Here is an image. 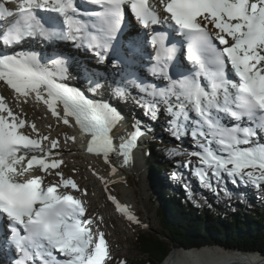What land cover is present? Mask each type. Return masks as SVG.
I'll return each mask as SVG.
<instances>
[{
  "label": "snow or ice",
  "instance_id": "snow-or-ice-1",
  "mask_svg": "<svg viewBox=\"0 0 264 264\" xmlns=\"http://www.w3.org/2000/svg\"><path fill=\"white\" fill-rule=\"evenodd\" d=\"M16 2L13 10L0 0V45L6 47L40 37L71 41L76 46L86 43L89 48L106 51L126 13L145 29L166 26L172 33L178 32L187 45L186 59L195 70L172 78L168 64L176 47L170 43L169 33L153 27L150 43L156 63L151 71L165 76L169 83L162 89L141 85L152 97L146 103L148 111L155 116L159 103L167 105L172 116L169 123L177 136L195 114L192 135L204 142L198 143L200 150L191 155L199 158L201 166L195 174L205 186L211 187L209 170L217 177L224 172L245 183H264V142L258 137V130L264 131V0H159L166 13L163 17L150 0H88L100 8L88 14L91 24L77 18L82 14L74 0ZM38 13L59 14L66 29L46 26L55 24L56 18L42 19ZM103 51L97 55L103 56ZM66 64L60 51L47 58L33 51L0 55V81L17 94V106L21 96L25 103L32 96L64 124L71 125V117L81 138L90 136L87 151L102 153L108 162L109 153L116 150L110 133L119 115L110 105L93 101L65 83ZM116 94L123 95V91L118 88ZM224 117L235 123H222ZM25 127L37 138L26 134ZM139 135L137 127L119 145L125 164ZM47 139L34 122L25 120L0 95V220L6 217L9 222L12 242L22 254L19 264H105L108 245L104 233L97 231L94 238L90 227L94 221L83 219L84 202L59 191L69 186L79 191V185L59 171L55 172L59 182L47 185L41 175H28L37 168L51 174L49 169H58L63 163L48 159L59 142L52 140L46 149L41 142ZM66 139L75 142L76 138ZM112 172H116L115 166ZM116 206L129 220H136L126 206L119 202ZM58 256L64 259L58 260Z\"/></svg>",
  "mask_w": 264,
  "mask_h": 264
},
{
  "label": "trees",
  "instance_id": "trees-1",
  "mask_svg": "<svg viewBox=\"0 0 264 264\" xmlns=\"http://www.w3.org/2000/svg\"><path fill=\"white\" fill-rule=\"evenodd\" d=\"M164 118V130L169 136L176 137L169 123L170 117ZM158 135L164 136L161 132ZM192 147L194 151L200 150L195 144ZM172 149L176 150L175 153L171 152ZM150 150L149 163L155 170L154 184L162 189L158 215L165 233H137L138 249L143 256L132 261L129 259L127 264H162L174 247L221 244L231 249L264 254V183L259 186L245 183L224 172L217 177L209 170L211 187H207L195 174L197 168L192 167L195 156L191 153L194 151L183 152L176 145L162 143H154ZM165 171L178 186L159 182V174L164 178ZM200 260L202 264L228 263L221 257L203 256L187 259L182 264H197Z\"/></svg>",
  "mask_w": 264,
  "mask_h": 264
},
{
  "label": "bare ground",
  "instance_id": "bare-ground-1",
  "mask_svg": "<svg viewBox=\"0 0 264 264\" xmlns=\"http://www.w3.org/2000/svg\"><path fill=\"white\" fill-rule=\"evenodd\" d=\"M121 26L123 27L124 25H121ZM209 28L211 29V25H209ZM129 36L132 37L133 34H129ZM29 42L35 44L34 46H36L37 49L43 50L42 51L43 53L41 55L44 56L45 58L52 56L53 54L50 53L52 51L53 52L54 51L63 52L64 57L66 56L65 59L67 61L66 67H67V76H68L67 80L64 82L72 87H75L78 89H81V88L84 89L86 94L89 97H91L92 100L97 101V102H103L107 105H110L111 109H113L116 113H118L119 118L110 133L113 139V144L116 147V150L114 151L115 153L110 152L109 157H108V158L111 157V163H113V165L116 168V172L112 173V175H109L110 178L112 176L116 180L117 179L119 180L121 176L127 172L124 168L123 163L121 162L122 160L120 159L118 160L116 158L117 159L116 163L113 162L112 160V158L114 159L115 157H118L120 155V151L115 143L117 142L116 141L117 138L121 136H126V139H127L130 136V134L135 131L137 127H139V129L142 132L141 135L137 137V142H139V144L142 145V148L140 150L138 149L135 150L134 148L136 146L133 147V150H131V162L130 163H133V164L139 163L140 165H142L144 162L143 159H146V161H149L147 157L145 158V155L147 153L146 151H147L149 144L155 139V134L157 132V127H155V122L157 119L154 118L152 120L151 118H146L144 115H141L137 112L128 110L126 107H124L123 100L121 101L123 97H121V95L116 94V90L118 88L121 89L124 94V92L127 90V87L137 88V85L140 87L141 85L146 84L145 86L155 85L157 87V85H159V88L162 89L168 85V83L165 80L161 79L162 77L159 78L155 75H148V76L146 75L147 71L144 69V65L147 61L143 59L141 52L142 51L146 52L148 45H147V41H145L144 39L143 34L142 36H140L139 41L136 42V44H138L140 47L139 48L140 51L137 53L131 52L133 53L134 58L137 59V63L130 65L129 61H123V60L118 61L115 57H113L112 62L114 60L113 65L115 66L114 67L115 70H112V68L108 66V63H107L108 61H105V60L101 61L100 59L95 58L96 56H94L91 52H88V53L85 51L84 52L83 51L74 52L73 49H70L68 53H65L68 51V45H66L64 42H59L58 40L44 41L40 37H37L35 39H27L24 43L20 44L21 45L20 48L22 49V51L31 50L30 49L31 46ZM41 42H44V44H42ZM126 49H128V47H126ZM77 56L78 58L75 59V57ZM143 82L145 84H143ZM97 84L100 85L99 88H96ZM135 85L136 87H134ZM93 89L95 90L93 91ZM144 94L149 96L147 93L143 92V95ZM0 95H3L6 98L7 103L13 108L15 112L20 114L25 120L29 122L32 121L33 119H36V120L41 119L45 115H49V114L52 115L51 110H48L49 113L47 112L46 109L43 110L44 108H47V106L43 102H38L37 105L23 104L22 108H18L17 105L15 106L16 104L15 102L17 100L15 99L14 95L10 93L8 86L3 81H0ZM172 99H173V102H175V98L173 97ZM160 106H167V105L163 103H159L157 105V109H159ZM194 115L195 114H193V116ZM118 122L124 123L125 127ZM223 123L226 125H229L230 120H228L227 117H225L223 118ZM61 125H64V123L53 120L52 122L49 123L50 127L49 126L48 127L49 128H51L52 126L60 127ZM68 126H70V128L73 129L71 130L73 131L71 134L72 135L71 137H75L74 135L77 134L78 130L80 131L79 126L75 125V123L72 121H71V125H68ZM68 126L67 125L63 126L60 129V131H57V133L56 132L53 133L51 139H48L46 142V145H43V147L47 149V147L50 146L51 141L54 139L58 141L60 140L59 142L64 141V139H61L60 134H67L70 131V128ZM47 130L49 129H46V127L45 128L43 127L42 130H40L39 134L45 135L47 134ZM115 133L117 137H115ZM158 136L160 135H157V140H159ZM192 136H193L192 134L188 135V137H192ZM79 137L81 138L80 135ZM258 137L260 138L262 142V139H261L262 137L261 136H258ZM123 140H125V138L121 137V139H119L120 143ZM148 141L150 142L148 143ZM74 144H75L76 149H70L68 145L61 146V144L59 143L58 148L53 149L52 154L48 157V159L50 160L57 159L58 158L57 153L59 155H66V153H68L67 151L74 150L75 152L72 153V157H71L72 161L71 160L69 161V159L65 160V163H67L69 167H74L75 169H78V170H82V169L84 170L89 167H91L95 171L96 169L100 170L99 169L101 165L100 163L98 164L91 163L89 161V158H92L95 152L90 153L87 151V147H86L87 136H85L81 142L76 138ZM83 149L86 152L84 156L82 154ZM89 154L92 156H90ZM94 156H96V154ZM98 156L102 157L103 154L100 153L98 154ZM136 156L139 157V159H136ZM76 159L80 160L81 162L74 165L73 160H76ZM168 180L173 181L171 180L170 177L168 178ZM89 186H91V184ZM110 205L111 204L109 202L105 203V208L107 206L109 207ZM107 209L108 208H106V210ZM87 213L88 212H86L83 217H87ZM118 216L120 218L122 217L120 214H118ZM112 218L113 217L110 216V212H109L108 217L103 218L102 219L103 224H100V225L104 226V225H107L108 223L110 224L112 222ZM107 235L108 234H104V238L106 241L108 239ZM1 243H3V248L6 249V244L3 241L2 235L0 236V247H2ZM203 256L208 257V258L212 256L221 257L223 260L228 262L224 264H264V256H262V254L260 253L238 252L236 250H225L224 248H222V246H210V245L205 246L203 248H195V249L192 248L189 250H180L179 248L178 249L174 248L169 253L167 259L164 262H162V264H182V261L184 263V261L187 259H191V258L195 259L197 257H203ZM7 257L8 256H4L3 253L0 251V264H10ZM218 264H222V263H218Z\"/></svg>",
  "mask_w": 264,
  "mask_h": 264
},
{
  "label": "rangeland",
  "instance_id": "rangeland-1",
  "mask_svg": "<svg viewBox=\"0 0 264 264\" xmlns=\"http://www.w3.org/2000/svg\"><path fill=\"white\" fill-rule=\"evenodd\" d=\"M41 43L44 44V42ZM111 62L112 61L108 62V66L111 67L112 70H115V66L113 65V62ZM134 87H136V85ZM143 92L144 91H142V89L138 85L137 88L127 87V90L124 92L123 96L121 95V97H123L121 101L123 100L124 107H126L128 110L137 112L141 115H144L146 118H151L152 120L154 118L157 119L155 122V127H157L155 139L151 142V144H149L145 158L147 157L149 160V153L151 152L150 148L154 143H162L165 145L173 144L183 152H187L188 150L192 151L193 148L191 146L193 141L192 139L194 137L192 136V138H189L187 137V135H176L177 137L169 136V134L166 133L167 131L164 130V117L170 115L166 110L167 107L160 106V108L156 112V115L153 116L151 112L148 111L147 107H145L146 105H144V107L142 106L144 103H147V100L152 99L146 94L143 95ZM16 105L17 104H15V106ZM17 107L21 108L23 106L19 102V106ZM170 119H172V117ZM38 120L41 122L42 128L46 127V129H49L47 130V134L43 135L47 136L48 139H51L53 133H57V131H60L63 126H66L64 124L60 127L52 126L51 128H49V123L53 120L62 122L55 116L48 117V115H45L43 118ZM70 120L74 122L71 117ZM68 127L70 128V126ZM71 130L73 129L70 128V131L67 134H60L61 139H64V141L59 142V140L58 142L61 144V146L68 145L70 149H76L74 142L71 139H66V137L72 136L71 134L73 131ZM29 131L32 132L31 129H29ZM160 132L164 136L162 138L158 136L159 140H157V135ZM32 133L34 134L33 137L37 138V134L35 132ZM47 140H42V146L46 145ZM149 142L150 141H148V143ZM67 152L68 153H66V155H57V159L63 161L58 169H49V172L51 174H46L39 171L38 175H41L44 178V181H47L49 183H58L60 177L56 176L55 172L59 171L63 174V177L65 179L71 178L79 185V191L72 189L70 186L68 188H60L59 191L61 193H71L84 202V207L86 209L85 213L88 212V218L85 217V219L91 218L94 221V223L90 225L94 234V238L97 231L108 234L107 245L108 256H110V259L107 260L106 264H122V262L123 264H127L129 259L132 261L133 259L135 260L142 257L143 255L140 253L137 245V233L143 231L152 232V234H156L157 232L161 234L165 233L164 227L159 222L160 219L158 215V207L161 205V200L163 197L161 195L162 189L160 187H155L153 180L155 170L153 166L149 163V161H146V159H143L144 162L142 165H140L139 163H130V166L128 168L124 166L127 172L121 176V180H116L112 176L111 178L109 177V175H112L113 173L112 167L114 166L113 163H111V157L108 158V162H105L104 156L99 157L98 154L95 153V158H89V161L91 163H100V170L96 169L95 171L91 167L84 170H78L74 167H69L68 164L65 163V160H71L72 153H74L75 151L73 150ZM82 154L83 156L85 155V153L83 152ZM116 158L117 157H115L114 159L112 158L113 162L115 163L117 162ZM80 162L81 161L78 159L73 160L74 165ZM193 166H197V168L201 166L198 157H195L192 167ZM189 167H191V165ZM184 169L185 167L182 169V171H184ZM158 174L159 173H157V175ZM159 176L160 183H168L172 186H178V184H176V180L170 182L167 176H165L164 178L163 176H161V174H159ZM90 184L91 186H89ZM198 186L201 188V185ZM177 188L179 189V187ZM85 189L87 190V194L83 195L82 193ZM248 194L249 193H247V195ZM110 197H114L115 200L110 199ZM107 202H109L111 205L109 207L107 206L106 208L108 209L106 210L105 203ZM116 202H119V204L126 206L128 211L136 217V220H129L128 217H126V214L120 213L116 206ZM109 212L110 216L113 217L112 222L110 224L108 223L107 225L101 226L100 224H103L102 219L107 218ZM118 214H120L122 217L120 218Z\"/></svg>",
  "mask_w": 264,
  "mask_h": 264
},
{
  "label": "water",
  "instance_id": "water-1",
  "mask_svg": "<svg viewBox=\"0 0 264 264\" xmlns=\"http://www.w3.org/2000/svg\"><path fill=\"white\" fill-rule=\"evenodd\" d=\"M77 135H79L78 134V132H77ZM79 138V137H78ZM79 140H80V138H79ZM89 140V139H88ZM87 140V141H88ZM81 142V141H80ZM83 152L84 153H86L85 151H84V149H83ZM88 154V153H87ZM90 155V154H89ZM95 155V154H94ZM94 155H93V158H95L94 157ZM90 156H92V155H90ZM91 159V158H90ZM208 245V244H207ZM218 246H222L221 244H217ZM204 246H206V245H203V246H196V247H194V246H192V247H190V248H187V247H174V248H179L180 250H188V249H192V248H202V247H204ZM209 246V245H208ZM210 246H215V245H210ZM223 248H225V249H230V250H236V249H231V248H227V247H224V246H222ZM174 248H172V249H174ZM171 249V250H172ZM236 251H238V252H247V251H243V250H236ZM250 252H258V251H250ZM170 253V252H169ZM259 253H261L262 254V256H264V254L262 253V252H259ZM198 262H201V260L200 261H198Z\"/></svg>",
  "mask_w": 264,
  "mask_h": 264
}]
</instances>
